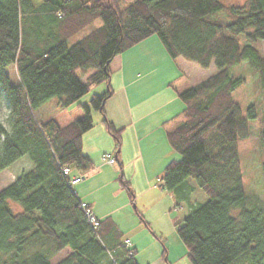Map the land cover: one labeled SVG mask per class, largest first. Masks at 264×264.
Instances as JSON below:
<instances>
[{"label":"trees","instance_id":"1","mask_svg":"<svg viewBox=\"0 0 264 264\" xmlns=\"http://www.w3.org/2000/svg\"><path fill=\"white\" fill-rule=\"evenodd\" d=\"M153 34L171 58L214 66L177 92L182 108L166 131L180 157L163 166L160 179L173 200L172 222L186 257L191 264H264V202L244 196L237 155L247 123L232 92L245 78L230 73L247 61L264 90V0H0V99L8 108V129L0 122V170L23 154L31 162L0 189V264H138L135 247L121 240L110 216L89 223L68 180L92 167L81 142L92 126L91 109L100 113L119 163L121 128L104 112L112 94L109 65ZM102 82L104 91L88 104L78 102L80 117L64 125L36 118L47 99L56 96L67 107ZM255 110L248 106L247 116L255 118ZM257 140L263 148L262 123ZM118 182L133 201L130 182L122 174ZM64 248L69 252L53 263Z\"/></svg>","mask_w":264,"mask_h":264},{"label":"rangeland","instance_id":"2","mask_svg":"<svg viewBox=\"0 0 264 264\" xmlns=\"http://www.w3.org/2000/svg\"><path fill=\"white\" fill-rule=\"evenodd\" d=\"M227 5H245V0H223ZM100 21L96 20L93 25H99ZM90 27V26H89ZM87 27L81 32L72 35L68 38L67 44H70L79 39L86 31ZM151 36V35H150ZM153 38L158 39L155 34ZM159 42V41H158ZM159 46L163 47L159 42ZM155 46H151V49ZM264 49V43H263ZM164 50V49H163ZM137 51H133L134 57L139 56ZM166 57H162V62L166 72L170 71L172 76L176 71L175 64L181 67L180 72L173 80V85L178 91L185 89V82L194 79L197 81L201 77H205L214 69L212 64L208 68H202L190 61L183 59H172L164 50ZM151 63H155V56L149 57ZM173 60V61H172ZM162 65V66H163ZM194 68V69H193ZM6 74L10 83L17 81V75L14 65H8ZM167 72V73H168ZM233 75H242L245 82L237 87L232 92V99L239 109V113L246 118L247 132L238 138L237 155L241 171V179L243 186V193L247 200H260L264 202V178L263 166L264 161V147L259 146L257 140V128L259 124L264 125V90L260 89L256 82V75H252V68L247 61L241 62L230 71ZM81 80L85 79V75L79 77ZM193 80V81H194ZM91 85L88 91L83 94L77 102L71 103L67 107H60L57 105V98L53 96L47 99L34 113L38 120H46L53 118L59 125H64L69 121L80 117L82 109L78 104L89 102V97L95 92ZM256 107L255 118L247 116V107L250 105ZM93 113L92 123L95 122L96 111L91 109ZM8 108L4 101L0 99V122L8 129ZM175 158L178 159L180 155L176 152ZM109 165V164H108ZM112 165V164H111ZM118 169L117 162H114ZM31 167V162L26 154L21 155L12 163L0 170V189L13 181L22 170ZM83 173V172H82ZM122 169L119 168L115 174L114 181L111 180L112 173L106 168L100 170V174L94 175V180L88 185L87 189L90 193V198L94 200V208L90 210L96 217H103L101 213L110 210V215L122 232L121 240L129 238L136 247L135 259L138 264H191L186 257V248L179 238L176 228L172 222V215L174 209L172 207L173 200L167 190L163 187L157 186L159 178H156L155 188L158 193L149 191L138 194L134 191L133 201L126 204L128 194L126 189L122 187L118 178ZM81 174V173H80ZM81 185V182L72 185L74 190ZM131 185V184H130ZM132 187V186H131ZM133 189V188H132ZM125 202V204H124ZM124 204V205H123ZM9 205L13 210H19V206L9 201ZM141 214L144 221L138 217L137 213ZM164 248V254H163ZM69 252L68 248H64L57 253L51 261L54 263L64 257Z\"/></svg>","mask_w":264,"mask_h":264},{"label":"crops","instance_id":"3","mask_svg":"<svg viewBox=\"0 0 264 264\" xmlns=\"http://www.w3.org/2000/svg\"><path fill=\"white\" fill-rule=\"evenodd\" d=\"M158 41L159 39L151 35L112 58L109 65L112 94L104 103L107 119L115 128H121L120 147L116 156L120 164L115 162L122 169V176L130 182L133 192L138 194L161 191L155 188L156 178H160L162 168L169 160L176 159V151L167 143L166 131L174 125L170 118L182 108L178 90L172 84L178 76L176 72L182 69L175 64L173 77L170 71L166 72L164 65L160 64L164 59V48L159 46ZM151 46L155 47L151 49ZM135 50L136 53L140 52L137 57H134L135 54L131 56ZM151 56H155V63H151ZM172 59L175 61L183 58ZM193 80L185 82V86L194 83ZM93 89L94 93H100L104 91L105 83L96 84ZM95 113V122L81 136L82 151L91 159L92 167L81 174L78 173L81 177L78 182H81V185L74 190L80 201L90 208H94V200L90 198L87 187L93 182L94 175L100 174V170L106 168L112 173L111 180L108 181H114L119 170L116 165H108L102 159L103 154H112L115 157V147L100 113ZM157 186L162 187L161 183ZM129 201L130 198L126 204ZM110 214V210L101 213L103 217H111ZM125 239L135 247L129 238Z\"/></svg>","mask_w":264,"mask_h":264},{"label":"built area","instance_id":"4","mask_svg":"<svg viewBox=\"0 0 264 264\" xmlns=\"http://www.w3.org/2000/svg\"><path fill=\"white\" fill-rule=\"evenodd\" d=\"M102 159L104 160V162L108 164H113L115 162V159L112 154H103ZM62 172L63 174L67 175L69 173V168L63 167ZM80 180H81V177L79 175L74 174V175H70L68 182L69 184L73 185ZM159 183L162 184V181L160 180ZM80 207L84 211L85 217L87 218L89 223H91L93 226H96L98 224V219L96 218L94 213L90 210V207L83 201L80 202ZM124 242L127 246H129L128 240H125Z\"/></svg>","mask_w":264,"mask_h":264}]
</instances>
